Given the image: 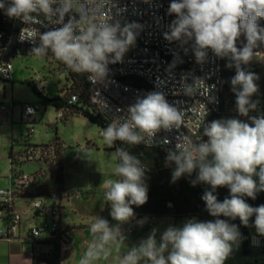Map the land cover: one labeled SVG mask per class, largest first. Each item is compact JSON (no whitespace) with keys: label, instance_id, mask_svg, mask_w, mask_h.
<instances>
[{"label":"clouds","instance_id":"clouds-1","mask_svg":"<svg viewBox=\"0 0 264 264\" xmlns=\"http://www.w3.org/2000/svg\"><path fill=\"white\" fill-rule=\"evenodd\" d=\"M113 9H117L116 17L121 16L122 10L113 0H0V10L5 15L32 26L22 29L20 35L22 41L33 44L30 55L43 57L50 52L71 71L88 74L91 82L101 84L106 81L109 65L123 61L142 29L136 22L122 25L112 15ZM167 12L176 18L163 34L164 39L179 42L185 54L189 50L185 46H190L201 65L207 62L209 50L217 58H227L226 67L235 68L230 83L236 97V111L248 117L257 110L259 101L252 97L258 92L255 81L259 77L245 71L242 65H248L258 50L264 49V27L258 23L264 18V0H171ZM37 25L59 27L41 32ZM241 37L244 43L238 47ZM0 74L9 72L0 68ZM179 83L183 93L189 96L204 84L200 78L189 84L186 76ZM97 103L101 110L108 108L102 100ZM206 115L205 109L198 127L204 124ZM249 119L251 123L236 118L213 120L203 128L206 142L194 143L182 134L166 156V164L175 165L173 182L198 170L191 183L210 186L202 200L216 219L201 222L193 218L182 227L169 226L159 242L157 229H153L146 239L129 248L122 257L117 256L118 264H141V261L143 264H225L234 246H238L241 234L237 225L220 219L221 216L239 218L247 227L254 215L256 232L264 236V204L252 207L244 199L255 200L257 193L264 192V114ZM183 122L184 111L170 104L162 91H152L137 96L123 115L115 116L101 129L100 136L107 148H112L116 141L139 145L147 139L153 140L161 130L180 129ZM76 151L92 161L91 149ZM111 155L116 161L112 173L117 178L104 180L102 187L104 201L110 205V216L117 224L110 225L100 216L92 218L89 228L93 239L78 264H96L108 260L113 250L119 253L126 240L121 225L135 217L133 206H142L148 200L146 169L140 159L123 147H117ZM225 186L230 198L220 202L214 193L218 187ZM144 222L138 221L141 225Z\"/></svg>","mask_w":264,"mask_h":264},{"label":"built area","instance_id":"built-area-1","mask_svg":"<svg viewBox=\"0 0 264 264\" xmlns=\"http://www.w3.org/2000/svg\"><path fill=\"white\" fill-rule=\"evenodd\" d=\"M117 8L121 11V16L116 17L117 9L112 10V15L120 19L121 24L136 22L142 26L136 39V43L125 54L123 61L109 65V73L106 81L93 83L88 79V74H84L89 85V101L99 115L109 125L115 116L123 115L128 106L132 105L137 96L143 97L152 91H162L170 104L177 106L184 111V122L180 129L171 131L161 130L153 140L147 139L140 145L154 148L174 149L177 137L187 135L194 143L206 142L207 137L203 135V128L213 120H218L222 101L223 64L224 59L217 58L211 50L208 51V60L204 64H198L190 46L185 54L179 42H169L164 39V33L169 30V25L176 18L175 15H168V7L171 0H113ZM3 22L10 26L14 35L0 31V50H3L4 41L15 38L20 44H33L28 40H21V30L31 28V25H24L19 19H10L4 14ZM68 17H65L67 21ZM41 32L48 31L59 25H49L41 27L37 25ZM260 52V50H258ZM175 63V67L170 66ZM66 66V65H65ZM0 68L6 69L9 74H0V83H10L13 81L12 63L0 60ZM67 68V67H66ZM68 69V68H67ZM71 71L70 69H68ZM73 72V71H71ZM75 73V72H73ZM187 77V83H193L195 78L203 80L202 84L192 96L185 95L181 90L180 80ZM31 84L38 93H43L47 85L34 77ZM102 100L108 108L101 110L97 101ZM76 101L72 96L69 103ZM9 109L6 104L0 103V115ZM117 109L123 111L117 112ZM204 124L198 122L204 116ZM40 110L38 104L22 106V120L33 123V115ZM264 114V106L260 103L253 116ZM59 117L62 115L60 112ZM34 131L29 128L25 141L28 142ZM168 140L170 143H161ZM54 155V146L35 149L27 144L19 158L23 162H40L49 160ZM50 161V160H49ZM10 186L0 188V240L12 242L19 239L21 230V213L15 209L16 190H29L37 184V174H28L20 170L10 174ZM68 194L64 198H68ZM49 198L52 200L51 207H45L43 201L32 198L28 213H33L36 218H44L41 225L29 228L28 235L34 238H41L43 234L57 233L59 226L56 221L58 208L62 195L57 191H52ZM48 218H51L49 221ZM126 232H132L131 225L124 228ZM67 243L68 240L66 239ZM264 242V236L254 233L249 240L250 247L259 248ZM27 251L32 255L31 248ZM45 264V263H42Z\"/></svg>","mask_w":264,"mask_h":264},{"label":"rangeland","instance_id":"rangeland-1","mask_svg":"<svg viewBox=\"0 0 264 264\" xmlns=\"http://www.w3.org/2000/svg\"><path fill=\"white\" fill-rule=\"evenodd\" d=\"M129 52V51H128ZM128 52L126 54H128ZM13 76L16 80L14 91L12 85L6 84L7 97L6 104L10 107L11 99L17 103V110H20V104L32 105L38 104L40 110L33 115L34 123L30 126L25 123L19 114L14 119L0 124V188H7L9 186V177L11 173V163L9 160V152L12 147L13 153L18 156L25 147V138L27 131L32 128L34 133L30 137L28 143L35 146H53L55 140L58 139L62 145L60 149V164L62 166V183L56 182L52 173L55 171V163L41 161V162H23L20 165L13 167L25 173H37L39 184L49 187L51 191H57L62 195V201L57 200L62 204L58 208L56 221L61 229L71 232L75 238L74 246L71 251L65 255L64 264H78L81 252H85L81 239L77 236L79 225L89 223V215L97 214L102 211L100 216L107 219L110 225H116L117 222L112 220L110 216V205L104 201V188L102 183L109 178H117L112 173V168L116 161L112 159V152L115 150L107 148L100 136L101 128L96 124L91 123L88 119L81 115L69 114L67 117L60 118L58 110L49 103L45 102L46 98L54 97L55 95L62 96L64 87L68 83L67 72L58 67L56 60L47 59L46 56L35 57L33 55H18L12 60ZM255 65L258 70L259 79L255 81L258 85V92L252 97L254 101L262 102V95L260 92L261 86L264 84V49L258 52V55L250 62ZM34 77H39L47 88L39 96L33 90L30 81ZM2 87V86H1ZM232 86L228 88L224 94V111L225 115L222 119L236 118L241 121L251 123L249 117H252L253 112L249 113L248 117L240 116L236 111L235 94L231 90ZM45 102V103H44ZM91 149V159L88 161L78 154L76 149ZM68 194L69 198L64 196ZM43 201L44 206L52 202L49 197L44 194L36 196ZM32 198L15 199L16 211L21 213L22 227L32 228L41 223V219L36 218L33 213H24L30 206ZM103 206V210H102ZM51 221V218H48ZM141 221V220H140ZM142 225L137 222H126L121 225L122 231L129 224L133 231H147L151 233L153 229H157V241L160 236L169 226L182 227L184 221L160 218L158 220H148ZM183 222V223H182ZM182 224V225H181ZM76 227V228H74ZM241 234V231H239ZM129 238V237H127ZM135 246V245H134ZM121 249L119 253L113 250L112 255L108 260L97 261L96 264H118L115 259L117 256L122 257L124 254ZM40 252L46 251V247L39 248ZM143 264V261H141ZM225 264H263L261 256H245L241 254V238L238 246H234L233 252L225 261Z\"/></svg>","mask_w":264,"mask_h":264},{"label":"trees","instance_id":"trees-1","mask_svg":"<svg viewBox=\"0 0 264 264\" xmlns=\"http://www.w3.org/2000/svg\"><path fill=\"white\" fill-rule=\"evenodd\" d=\"M3 10H0V31H4L6 34L14 35V31L8 25L3 22ZM260 26L264 27V18L258 21ZM244 43V38L241 37L238 41V47H241ZM33 46L28 44L17 43L15 38H12L10 41H4L3 50H0V60L6 62H12L14 58L18 55H30V50ZM262 51V49H260ZM47 59L53 61L56 60L58 67L63 68L68 74V83L64 87L63 95H55L52 98H46L45 102L51 104L58 110V114L61 112L62 115L60 118L67 117L69 114L81 115L84 118L88 119L91 123L96 124L101 129L106 128L107 122L104 121L99 115L96 114L94 107L89 101V85L84 74H77L69 71L65 64L58 61L54 55L50 52L45 55ZM229 61L227 58L224 59L223 64V83H222V101L220 108V115L218 120L222 119L223 113V94L224 92L231 87V78L235 75V68H228L226 64ZM245 71L253 72L258 76L257 67L251 63L248 65H242ZM31 84V82H30ZM32 85V84H31ZM33 86V85H32ZM33 90L36 94L41 96L42 93H38L33 86ZM262 95V104L264 106V84L260 89ZM72 96L76 97V101L69 103ZM44 102V103H45ZM34 123V122H33ZM28 124V125H32ZM25 147L27 144L34 147L35 149L48 147L46 145L35 146L25 141ZM114 150L117 147H123L130 152V154L136 156L140 159L141 163L144 165L145 171V183L148 187V200L142 206H133L135 217L131 219V222H137L143 219H159V218H173V219H184L190 220L195 218L197 221L207 222L214 221L216 217L211 216L206 210V204L202 200V196L205 190H211L209 185L198 183L195 186L192 185L191 181L196 178L197 171H194L191 176L184 175L181 178L177 179L175 182L172 181V173L174 170V164H166V156L168 153L167 149L164 148H154L146 147L142 145H128L120 141H116ZM54 155H52L49 160L50 162L55 163V171L52 173L53 177L57 183L61 184L62 174L60 167V149L62 147L58 139L54 143ZM12 147L9 152V160L11 163V173L17 171L14 169L16 165H20L23 161L19 160L22 152L16 156ZM24 147V148H25ZM10 173V174H11ZM37 174V173H36ZM39 174H37L38 176ZM51 190L46 192L47 196H50ZM58 192V189H57ZM16 198H34L33 194H30L28 190L17 189ZM214 195L217 196L218 201L222 202L226 197L230 198V191L225 187H218ZM246 203L252 207H258L264 204V192L257 193L255 200L251 198L244 197ZM220 219L227 220L230 224H235L238 226V230L241 231L242 235V254L244 256H261L264 264V242L259 248L250 247L249 240L252 235L249 233H257L254 227L255 216L249 219V226H244L241 224L239 218L236 220H231L226 217H219ZM59 226V225H58ZM32 247V258L33 264H62V249L63 245L66 243L65 240L68 239L66 232L62 231L59 227L57 233L50 234L47 236L42 235L41 238H34L28 235ZM38 248L46 247V251L35 254L34 247Z\"/></svg>","mask_w":264,"mask_h":264},{"label":"crops","instance_id":"crops-1","mask_svg":"<svg viewBox=\"0 0 264 264\" xmlns=\"http://www.w3.org/2000/svg\"><path fill=\"white\" fill-rule=\"evenodd\" d=\"M15 82H16L15 79H13V81L10 82V84L12 85V91H14V86L13 85L15 84ZM6 84L7 83H0V103H3V104H6V97H7ZM11 102L12 103H11L9 109L7 111H5V113L0 115V124L4 123V122H8L9 120L12 121L14 119V117L17 115L18 112H19V114L21 116V119H22V106L23 105L20 104V108L21 109L17 110V108H16L17 103L13 99H11ZM222 109H223V113L226 114V112L224 111V99H223ZM33 122H34V119H33ZM43 161L47 162V160L46 161L43 160ZM60 167H61L60 171H61V174H62V166H61V164H60ZM31 174H33V173H31ZM9 186H10V179H9ZM48 190H49V187H47L46 185L43 186V185L39 184V178H38L37 184L35 186H33L31 189H29L28 191L30 192V194H33L34 198H35L36 196H40V195L46 194V192ZM68 198H66V199H68ZM17 199H24V198L23 197H17ZM61 201L62 200H60V202ZM52 205H53V202H50V204L45 205V207L49 208ZM60 206H62L61 203H60ZM15 209H16V207H15ZM24 213L25 214L28 213L27 210ZM98 214H102V211L97 212V214H95V215H98ZM95 215L92 214V213L89 215V223L88 224L79 225V230H78L77 236L79 237V239H81L82 245H84V249L87 248L88 244L93 239V236H92V234L90 232L89 225H90V222H91L92 218ZM39 219L43 220V221H41V223H39V225H41L44 222L45 219L44 218H39ZM165 219H173V218H165ZM148 220H158V219H148ZM174 220H176V219H174ZM180 220L184 221V223L187 221V220H184V219H180ZM36 226H38V225H36ZM59 227L61 229L60 225H59ZM74 228H76V227H74ZM28 230H29V228L22 227V221H21V230H20L19 239L14 240L12 242H6V241L0 240V264H33L32 255L27 251V249L32 247V244H31L30 240L28 239ZM62 231H64V230H62ZM65 232H66V235H67V238H68L67 239L68 242L63 245V249H62V264H64V259H66L68 257L65 254L68 251H71V247L74 246V242L76 241L74 236H73V234L71 232H67V231H65ZM253 234H254V232L249 233V235H253ZM124 235L126 237L125 245L123 247H121V249H125V251H123V250L122 251H123V253H126L129 250V248H131L134 245H138L141 240L146 239L149 236V233H147V231H142V232L141 231H137V229H135L133 231V229H132V232H130L129 234L124 233ZM127 237H129V238H127ZM241 248H242V235H241ZM34 252H35V254L39 253V248L37 246L34 247ZM115 252L116 251H114L113 253L115 254ZM83 254H84V252H81L80 253V257H82ZM241 254H242V251H241ZM242 256L245 257L243 254H242ZM108 264H113V263L108 262Z\"/></svg>","mask_w":264,"mask_h":264}]
</instances>
